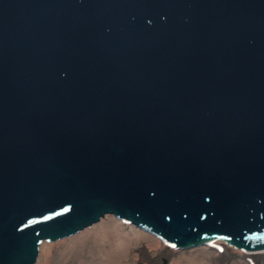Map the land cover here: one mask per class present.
Here are the masks:
<instances>
[{"label": "water", "instance_id": "95a60500", "mask_svg": "<svg viewBox=\"0 0 264 264\" xmlns=\"http://www.w3.org/2000/svg\"><path fill=\"white\" fill-rule=\"evenodd\" d=\"M106 215L264 250V0H0V264Z\"/></svg>", "mask_w": 264, "mask_h": 264}, {"label": "rangeland", "instance_id": "374dc122", "mask_svg": "<svg viewBox=\"0 0 264 264\" xmlns=\"http://www.w3.org/2000/svg\"><path fill=\"white\" fill-rule=\"evenodd\" d=\"M121 225L129 227L122 223ZM145 234L146 238L137 243L132 242L128 250L119 257L106 255L102 248L97 246L98 243L95 244L93 236L82 245L75 243V238L71 237L54 243H44L51 247L42 250L41 254L39 251L35 264H162L163 260H166V264H189L191 260L198 263L202 259L208 264H264V253L246 254L223 243L216 244L222 249L220 251L207 247L213 251L212 254L202 247L189 251H174L154 236Z\"/></svg>", "mask_w": 264, "mask_h": 264}, {"label": "bare ground", "instance_id": "6f19581e", "mask_svg": "<svg viewBox=\"0 0 264 264\" xmlns=\"http://www.w3.org/2000/svg\"><path fill=\"white\" fill-rule=\"evenodd\" d=\"M92 236L94 238L95 244L98 243L97 246L101 247L106 255L112 254L113 256L119 257L123 254L124 251L128 250V247L132 242L137 243L138 241H141V239L146 238L147 235L135 228L133 225H130L128 228H126L122 226L120 220H117L116 218H114V216L106 215L96 224L92 225L89 228L83 229L78 234L73 235L71 238H75V243L82 245ZM50 247L51 245L43 243L39 248L40 254L45 250V248L49 249ZM201 247L207 249L206 251L210 254L213 253V251H211V249L207 248L206 246ZM258 253H264V250ZM194 261L195 260H191L189 264H208L205 259H202L198 263ZM173 264H179V262H175Z\"/></svg>", "mask_w": 264, "mask_h": 264}]
</instances>
